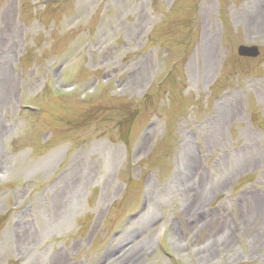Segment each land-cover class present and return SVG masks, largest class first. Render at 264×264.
<instances>
[{
  "label": "rangeland",
  "instance_id": "374dc122",
  "mask_svg": "<svg viewBox=\"0 0 264 264\" xmlns=\"http://www.w3.org/2000/svg\"><path fill=\"white\" fill-rule=\"evenodd\" d=\"M0 264H264V0H0Z\"/></svg>",
  "mask_w": 264,
  "mask_h": 264
},
{
  "label": "water",
  "instance_id": "95a60500",
  "mask_svg": "<svg viewBox=\"0 0 264 264\" xmlns=\"http://www.w3.org/2000/svg\"><path fill=\"white\" fill-rule=\"evenodd\" d=\"M238 56L242 58L255 59L260 56V50L257 46H239L237 49Z\"/></svg>",
  "mask_w": 264,
  "mask_h": 264
}]
</instances>
